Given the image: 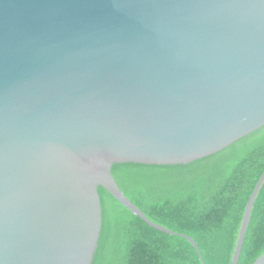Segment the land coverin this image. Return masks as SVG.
<instances>
[{"label": "water", "instance_id": "95a60500", "mask_svg": "<svg viewBox=\"0 0 264 264\" xmlns=\"http://www.w3.org/2000/svg\"><path fill=\"white\" fill-rule=\"evenodd\" d=\"M262 127L264 0H0V264H93L100 187L199 250L113 166L190 164Z\"/></svg>", "mask_w": 264, "mask_h": 264}, {"label": "trees", "instance_id": "16d2710c", "mask_svg": "<svg viewBox=\"0 0 264 264\" xmlns=\"http://www.w3.org/2000/svg\"><path fill=\"white\" fill-rule=\"evenodd\" d=\"M264 173V127L223 151L186 165L115 164L124 194L148 225L104 187L103 225L93 264H232L250 197ZM264 254V183L255 201L238 264Z\"/></svg>", "mask_w": 264, "mask_h": 264}]
</instances>
